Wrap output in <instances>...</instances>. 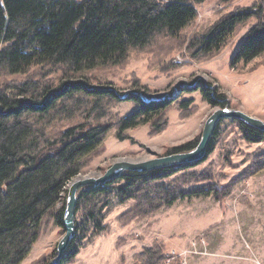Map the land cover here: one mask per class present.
Here are the masks:
<instances>
[{
  "label": "trees",
  "instance_id": "16d2710c",
  "mask_svg": "<svg viewBox=\"0 0 264 264\" xmlns=\"http://www.w3.org/2000/svg\"><path fill=\"white\" fill-rule=\"evenodd\" d=\"M206 1L0 0V264H21L49 221L64 233L67 186L104 154L103 141L110 132L124 141V131L147 125L154 137L166 130L172 108L184 110L182 119L197 110L192 100L179 101L180 95L149 99L135 75L126 83L136 92L120 96L107 75L124 70L130 58H143L160 74L170 72L178 67L170 59L184 47L191 60L214 59L251 19L256 23L242 37L230 67L264 54V0L222 15L187 37L185 32L197 19L194 6ZM196 91L210 108H226L224 96L199 79L179 93ZM121 102L135 110L109 120L110 109ZM227 121L236 124L247 143L264 142V132ZM217 131L206 158L214 150ZM197 141L172 147L165 156L188 152ZM196 165L126 172L105 186L86 189L76 202L75 234L60 264L75 258L88 233L105 231L102 213L111 197L133 203L118 217L122 226L178 201L212 196L221 202L230 193L227 187L210 184L181 191L170 182ZM263 169L261 154L242 179ZM163 251V245L146 248L134 256L133 264H167L170 258Z\"/></svg>",
  "mask_w": 264,
  "mask_h": 264
},
{
  "label": "rangeland",
  "instance_id": "374dc122",
  "mask_svg": "<svg viewBox=\"0 0 264 264\" xmlns=\"http://www.w3.org/2000/svg\"><path fill=\"white\" fill-rule=\"evenodd\" d=\"M258 1L234 0L219 4L210 0L194 6L197 19L185 35L201 33L220 16L249 8ZM255 23L251 19L244 24L214 59L191 60L184 47L170 59L171 64L178 66L170 72L160 74L156 66L148 68L143 58H130L124 70L107 75L108 82L122 93L120 96L136 92L126 83L135 75L147 89L149 99L180 95L179 101L192 100L197 110L191 117L182 119L184 110L172 108L167 113L166 130L154 137L149 136L147 125L124 131V141H117L113 131L110 132L103 141L104 154L76 178L101 176L118 160L138 162L165 157L168 149L194 138L199 140L205 120L217 108H210L197 91L179 93L191 87L181 85L198 79L211 84L224 96L226 108L264 122V54L230 67L242 37ZM134 110L131 103L121 102L110 109L108 119L114 121ZM217 129L213 152L205 161L174 175L170 182L181 191L217 184L219 188H229L227 197L221 202L212 196L178 201L126 226L121 225L118 217L133 203L122 204L111 197L102 213L105 231L99 235L88 233L69 264H133L134 256L154 245H163V254L170 258L167 264H264V169L242 179L252 160L264 154V142L247 143L236 124L227 120L221 121ZM63 234L49 221L21 264H48L56 256V245Z\"/></svg>",
  "mask_w": 264,
  "mask_h": 264
},
{
  "label": "water",
  "instance_id": "95a60500",
  "mask_svg": "<svg viewBox=\"0 0 264 264\" xmlns=\"http://www.w3.org/2000/svg\"><path fill=\"white\" fill-rule=\"evenodd\" d=\"M236 120L255 130L264 132V122L250 117L241 111L217 108L205 120L201 135L196 146L184 153H176L165 157L152 158L145 161L128 162L118 160L101 176H86L80 179L71 180L67 186V194L64 208V234L56 245V256L48 264H60L63 253L66 251L68 244L74 237V216L76 202L80 194L88 188L105 186L120 178L126 172L130 173H148L154 170L183 166L187 164H198L202 162L207 155L208 145L213 138L218 125L224 120Z\"/></svg>",
  "mask_w": 264,
  "mask_h": 264
},
{
  "label": "built area",
  "instance_id": "2783aa9c",
  "mask_svg": "<svg viewBox=\"0 0 264 264\" xmlns=\"http://www.w3.org/2000/svg\"><path fill=\"white\" fill-rule=\"evenodd\" d=\"M178 60H179V58H177ZM192 84H194V82H191L190 84H183V85H181V86H192ZM173 93H174V90H173Z\"/></svg>",
  "mask_w": 264,
  "mask_h": 264
}]
</instances>
